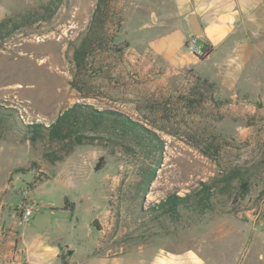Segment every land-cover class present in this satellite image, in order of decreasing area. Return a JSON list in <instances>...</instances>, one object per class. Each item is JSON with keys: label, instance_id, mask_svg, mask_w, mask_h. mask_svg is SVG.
<instances>
[{"label": "rangeland", "instance_id": "obj_1", "mask_svg": "<svg viewBox=\"0 0 264 264\" xmlns=\"http://www.w3.org/2000/svg\"><path fill=\"white\" fill-rule=\"evenodd\" d=\"M47 1L0 0V20ZM95 2L63 0L48 22L24 28L0 46V260L3 252L13 250L12 220H18L16 230L25 243L31 239V225L53 231L56 238L64 233L69 243L75 238L86 241L88 222L99 216L98 226L104 230L100 249H108L103 253L107 256L159 241L171 249L198 248L212 263L264 264V101L222 95L193 69L161 58L131 57L132 49L141 52L147 41L170 32L173 25L152 23L149 11L158 9L153 0H122L123 23L115 42L124 54L112 56L107 75L91 81L104 95L80 98L69 84L72 53ZM251 75H260L264 83V64ZM262 90L247 88L252 97L264 98ZM78 102L117 110L156 135L161 146L157 170L144 192L134 191L140 167L151 159L139 148L126 155L80 146L49 164L42 158L43 148L31 145L13 128L14 122L19 129L32 123L48 125ZM247 166L253 174L242 200L233 201L232 190L219 192L212 209L201 214L179 208L177 217L170 219L158 212L160 208L152 211L169 195L196 193L230 168ZM29 167L12 175L15 168ZM65 201L74 204L73 211L62 210ZM24 208L32 210L27 225ZM24 254L28 260L36 258L32 251ZM71 256L64 252L62 261L70 264ZM82 257L77 253V260Z\"/></svg>", "mask_w": 264, "mask_h": 264}, {"label": "crops", "instance_id": "obj_2", "mask_svg": "<svg viewBox=\"0 0 264 264\" xmlns=\"http://www.w3.org/2000/svg\"><path fill=\"white\" fill-rule=\"evenodd\" d=\"M153 1L158 9L149 11L152 23L165 26L166 22H172L173 25L170 24V32L147 41L141 52L132 49L131 57L137 60L140 56H147L152 61L161 58L182 68L193 69L197 76L218 88L222 95L230 98L238 95L253 102L264 101V98L252 97L247 92L248 86L257 87L261 94L264 89L260 75H251L252 71L260 68V63L264 64V0ZM188 14L195 15L200 26V40L211 49L204 60L191 57L186 52L185 43L190 36L186 20ZM37 189H34V194ZM46 207L52 208L49 204ZM17 221L12 220L13 250L1 254L0 264H63L61 257L66 251L72 253L70 264H220L212 263L208 260L210 257H204L198 248L171 249L159 241H150L124 255H104L108 249H100L104 230L98 226V222H102L99 216L88 222L86 241L75 238V242L69 243L64 242V233L56 238L53 231L42 232L34 225L30 226L31 239L25 243L21 240L20 231L16 230ZM94 221L95 227L92 225ZM29 222L28 219L25 224ZM56 239L60 242L54 243ZM27 250L32 251L36 258L26 259L24 253ZM77 253L83 256L81 260L76 259Z\"/></svg>", "mask_w": 264, "mask_h": 264}, {"label": "trees", "instance_id": "obj_3", "mask_svg": "<svg viewBox=\"0 0 264 264\" xmlns=\"http://www.w3.org/2000/svg\"><path fill=\"white\" fill-rule=\"evenodd\" d=\"M121 2L96 0L88 25L73 49V77L69 84L82 99H97L98 95H104L103 89L92 85L91 81L96 75H107V62L112 56L121 57L124 54L123 47L115 42L123 23ZM62 3L63 0H48L24 13L4 16L0 20V46L24 28L48 22ZM97 63L102 66L101 69L95 67ZM17 126L14 122V130L20 132L31 145L43 148L42 158L49 164L62 161L80 146H100L108 151L120 150L126 155L139 148L151 161L139 169L141 173L135 194L144 192L155 177L158 165L156 154L161 149L159 140L144 125L117 110L98 109L92 104L78 102L61 111L48 125L32 123L26 125V129ZM29 170L30 167L15 168L12 175ZM252 174L249 166L232 167L215 182L202 185L196 193H187L183 197L175 194L167 196L152 211L157 212L160 208L158 212L170 219L177 217L179 208L201 214L212 209L219 192L231 194L232 190L235 191L233 201L242 200L249 192ZM73 206V203L65 201L62 210L73 211ZM92 225L95 227L96 222ZM62 263L65 264L64 261Z\"/></svg>", "mask_w": 264, "mask_h": 264}, {"label": "built area", "instance_id": "obj_4", "mask_svg": "<svg viewBox=\"0 0 264 264\" xmlns=\"http://www.w3.org/2000/svg\"><path fill=\"white\" fill-rule=\"evenodd\" d=\"M185 49L189 52L193 57L198 60L206 58L211 49L207 47L202 41L200 37L190 35L185 43ZM32 216L31 208H24L22 212V219L28 221V219Z\"/></svg>", "mask_w": 264, "mask_h": 264}, {"label": "water", "instance_id": "obj_5", "mask_svg": "<svg viewBox=\"0 0 264 264\" xmlns=\"http://www.w3.org/2000/svg\"><path fill=\"white\" fill-rule=\"evenodd\" d=\"M186 20H187L188 26L190 28V35L200 37V35H201L200 26L198 24V21H197L195 15L194 14H188L186 17ZM59 241H60V239H56L53 242L58 243Z\"/></svg>", "mask_w": 264, "mask_h": 264}]
</instances>
